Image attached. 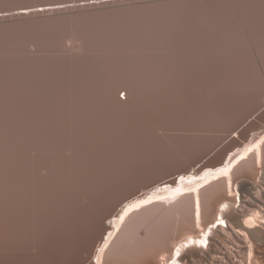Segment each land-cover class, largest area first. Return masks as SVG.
I'll use <instances>...</instances> for the list:
<instances>
[{"label":"bare ground","instance_id":"6f19581e","mask_svg":"<svg viewBox=\"0 0 264 264\" xmlns=\"http://www.w3.org/2000/svg\"><path fill=\"white\" fill-rule=\"evenodd\" d=\"M90 1L0 0V264H264V0Z\"/></svg>","mask_w":264,"mask_h":264},{"label":"rangeland","instance_id":"374dc122","mask_svg":"<svg viewBox=\"0 0 264 264\" xmlns=\"http://www.w3.org/2000/svg\"><path fill=\"white\" fill-rule=\"evenodd\" d=\"M71 1H75V0H71ZM105 1H110V0H94V1H90L91 3H99V2H105ZM113 1V0H111ZM128 1V2H127ZM172 0H146V1H135V2H131L129 0H123V2H121V0H119V2L121 4L119 5H114V3H112L111 5L113 6H110L108 7L105 4H103V6H101L102 8H99V5L95 6L96 8L93 9V10H86V11H83V9L81 8V10H79L78 12L80 13H84V12H104V11H111L114 10L115 8L116 9H121V8H127V7H133V6H138V5H142V6H154V5H163V4H167L168 2H171ZM65 5H68L70 7H72L74 4H65ZM62 7V6H60ZM2 7H0L1 9ZM91 9V8H89ZM73 10L75 11L74 7H73ZM30 11H33V10H30ZM12 13H16V12H12ZM124 94L121 93L120 94V98H124L123 96ZM253 95V96H252ZM250 95L244 103H242L240 106H239V109L243 107V112L240 113L238 116H239V119H237V123L235 121V127L234 123H232L229 127L225 128V132L223 133H219L217 131L216 132H213L212 134H203V136L207 139L206 140V143H207V140L208 142H211V143H205L204 147H206V149H203V153L201 154L199 160L201 163H203L204 161L206 160H209V159H212L215 157V154L217 153V151L222 147L224 146L225 144H227L232 138H236L239 136V133H240V130L242 131L243 129H247L249 130V138L256 134L257 131L260 132L264 130V112H261L264 110V99H260L258 98V96H256L257 94H252ZM259 101V103H258ZM259 109V110H258ZM257 111V112H256ZM261 112V113H260ZM246 126V127H245ZM233 129H232V128ZM231 128V130L229 129ZM227 132V133H226ZM253 132V133H252ZM211 135V139H209V136ZM213 135V136H212ZM223 135V136H222ZM217 136V137H215ZM220 136V137H219ZM222 136V137H221ZM215 138H222L219 140V138L217 139V141H219V143H217L216 139ZM240 139V138H238ZM210 140V141H209ZM214 140V141H213ZM222 141V142H221ZM212 142H214L212 144ZM216 142V143H215ZM211 146V147H210ZM211 148V149H210ZM215 149V151L213 150ZM262 185H264V183H262ZM239 205L237 204V207Z\"/></svg>","mask_w":264,"mask_h":264},{"label":"snow or ice","instance_id":"6c2138e0","mask_svg":"<svg viewBox=\"0 0 264 264\" xmlns=\"http://www.w3.org/2000/svg\"><path fill=\"white\" fill-rule=\"evenodd\" d=\"M196 243H199V244H201L202 246H206V240L205 241H198V242H196ZM180 255V249H177L176 250V252H175V256H179ZM252 254L250 253V256H251ZM259 259L260 260H262V261H264V256H260L259 257ZM171 264H177V262H176V260L175 259H172L171 260Z\"/></svg>","mask_w":264,"mask_h":264}]
</instances>
